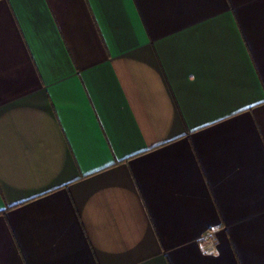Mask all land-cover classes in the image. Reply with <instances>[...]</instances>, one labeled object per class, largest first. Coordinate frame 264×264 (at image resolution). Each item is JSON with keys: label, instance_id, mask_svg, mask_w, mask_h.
Listing matches in <instances>:
<instances>
[{"label": "crops", "instance_id": "crops-1", "mask_svg": "<svg viewBox=\"0 0 264 264\" xmlns=\"http://www.w3.org/2000/svg\"><path fill=\"white\" fill-rule=\"evenodd\" d=\"M0 264H264V0H0Z\"/></svg>", "mask_w": 264, "mask_h": 264}, {"label": "built area", "instance_id": "built-area-1", "mask_svg": "<svg viewBox=\"0 0 264 264\" xmlns=\"http://www.w3.org/2000/svg\"><path fill=\"white\" fill-rule=\"evenodd\" d=\"M204 240H205V247L207 249H213L214 248V239L212 238V236L210 235L209 232H207L206 234H204Z\"/></svg>", "mask_w": 264, "mask_h": 264}]
</instances>
